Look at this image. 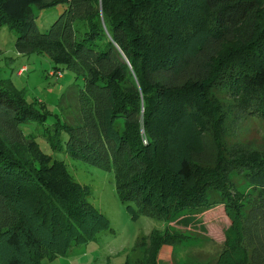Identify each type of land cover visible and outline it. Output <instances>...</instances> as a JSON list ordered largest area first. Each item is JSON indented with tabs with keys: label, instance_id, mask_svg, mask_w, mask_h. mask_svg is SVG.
I'll use <instances>...</instances> for the list:
<instances>
[{
	"label": "trees",
	"instance_id": "16d2710c",
	"mask_svg": "<svg viewBox=\"0 0 264 264\" xmlns=\"http://www.w3.org/2000/svg\"><path fill=\"white\" fill-rule=\"evenodd\" d=\"M58 2L66 6L38 30L33 6ZM5 23L18 52H45L83 84L61 94L76 104L70 122L68 111L62 119L0 79V264H44L108 226L64 162L25 133L30 122L51 126L52 144L64 132L69 152L112 168L119 197L134 200L136 213L190 223L221 203L229 223L215 264H264V154L232 147L227 156L216 144L222 153L208 172L194 157L224 118L214 89L264 115V0H0ZM235 162L251 193L227 187ZM149 237L133 264H157L159 247L180 240L171 231Z\"/></svg>",
	"mask_w": 264,
	"mask_h": 264
},
{
	"label": "rangeland",
	"instance_id": "374dc122",
	"mask_svg": "<svg viewBox=\"0 0 264 264\" xmlns=\"http://www.w3.org/2000/svg\"><path fill=\"white\" fill-rule=\"evenodd\" d=\"M65 6V2L33 6V19L38 30H47ZM15 38L16 32L8 24H0V79L4 81L10 77L12 84L22 90L24 99L43 101L51 113L56 112L62 119V112L68 111L71 122L75 101H60L61 94L71 82L82 85V78L75 79L74 72L64 64H57L58 68L54 69L45 52H18ZM20 66L24 67L23 72ZM211 92L217 96V113L224 118L215 130L206 132L204 149L194 156L198 168L200 165L202 171L208 172L206 166L217 165L222 150L217 149L216 144L223 147L227 156L231 155L232 147H240L246 155L264 154V115L254 113L229 89L216 88ZM45 126L46 122H30L24 124L23 129L26 134L34 135L40 148L51 159H61L72 178L86 187V200L108 218V226L95 238L72 244L63 254L44 256V264H124L126 260L133 264L143 254L141 241H148L154 231L161 234L171 231L180 238L175 243H164L159 247L157 264H215L223 244V230L229 223L221 203L214 202L212 207L198 212L199 220L190 223L180 221V214L167 219L136 213L134 200L127 202L119 197L112 168L102 167L69 152L64 132H58L60 140L52 144L49 135L55 133L54 129L49 126L50 130H47ZM228 170L227 177L231 183L227 187L236 193H251L254 187L246 180L247 175L239 162ZM208 194L219 200L217 191Z\"/></svg>",
	"mask_w": 264,
	"mask_h": 264
},
{
	"label": "built area",
	"instance_id": "2783aa9c",
	"mask_svg": "<svg viewBox=\"0 0 264 264\" xmlns=\"http://www.w3.org/2000/svg\"><path fill=\"white\" fill-rule=\"evenodd\" d=\"M23 68H24V67H20V71H22ZM57 72H58V71H57ZM57 72H56V73H57ZM59 74H60V73L58 72V75H59Z\"/></svg>",
	"mask_w": 264,
	"mask_h": 264
}]
</instances>
